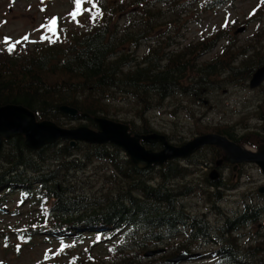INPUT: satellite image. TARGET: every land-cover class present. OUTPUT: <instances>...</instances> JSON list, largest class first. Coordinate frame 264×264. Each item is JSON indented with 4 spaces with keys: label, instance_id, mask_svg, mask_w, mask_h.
<instances>
[{
    "label": "trees",
    "instance_id": "obj_1",
    "mask_svg": "<svg viewBox=\"0 0 264 264\" xmlns=\"http://www.w3.org/2000/svg\"><path fill=\"white\" fill-rule=\"evenodd\" d=\"M104 1L99 0L102 15L95 22L87 19L75 31L63 26L57 31L58 39L51 33V40L29 53L26 44L12 52L9 44L0 48V107L20 104L38 120L65 126V117L73 119L61 109L68 105L78 110L75 119L87 120V126L96 127V117H108L128 124L133 134L162 133L171 143L181 145L186 140L178 130L167 133L157 129L145 113L171 104L175 105L174 115L188 103L207 107L216 92L232 86L249 87L254 72L264 65V31H257L247 41L238 40L230 30L232 26L236 32V18L198 41H188L181 33L201 20L190 17L198 8L214 10L226 1L115 0L111 9ZM256 9L253 16L259 11L261 16L264 1ZM121 11H126V16H121ZM120 17L124 19L120 21ZM221 40H226L222 46ZM219 45L220 51L212 54ZM142 47L145 50L140 52ZM207 54L211 56L207 58ZM262 91L264 84L258 89ZM177 96L180 100L171 103ZM123 100L136 103L141 125L120 115L114 102ZM255 109L256 118L264 122V96ZM186 110L188 118L196 119V110L183 108L181 112ZM205 115L204 110L195 120L203 123L197 122L191 133L212 130ZM219 123L213 133L242 145L257 147L256 140L264 134V123L244 134H238L236 123ZM146 145L162 148L160 142ZM113 147L57 141L33 150L23 135L4 140L0 205L10 193L20 192L22 201L38 204L42 214L31 227L17 231L20 239L32 243L33 236L41 234L47 239L51 235L60 241L82 242L99 236L105 241L108 258L101 262L106 264H177L170 258L204 246L209 261L193 262L198 255L185 264H264V236L245 232L257 224L264 226V194L259 188L243 191L237 211L227 212L222 203L229 190L239 188L242 182L230 176L211 180L210 171H205L216 167L225 156L223 149L206 145L187 158L141 168L126 155L124 158L119 147ZM98 160L107 162L108 167L92 169ZM231 165L225 160L220 172ZM98 174L106 175L94 189L96 184L92 185L89 177ZM179 179L189 181L181 183ZM197 190L206 195L210 219L193 213L186 202ZM161 244L167 246L166 253L144 260L152 245Z\"/></svg>",
    "mask_w": 264,
    "mask_h": 264
},
{
    "label": "rangeland",
    "instance_id": "obj_2",
    "mask_svg": "<svg viewBox=\"0 0 264 264\" xmlns=\"http://www.w3.org/2000/svg\"><path fill=\"white\" fill-rule=\"evenodd\" d=\"M263 1L264 0H233V2L226 3L224 6L214 10L201 11L200 8H198L199 12L195 15L191 14L190 17H192V19L200 17L201 20L190 23L188 28L181 30V33L187 36L188 41H198L204 37L206 38L207 35L220 28L224 23L231 22L236 18L239 29L237 28L238 30L236 29V32H234L233 27L230 26V30L237 36L238 40L247 41L257 31H264V13L261 16H258L259 11L253 16L254 12L257 11L256 8ZM103 3L106 8L111 9L112 4L116 5L117 1L105 0ZM97 6L101 11L100 2ZM83 7L91 8V5L85 3ZM74 9V0H0V48L6 46L8 43H15L17 40L24 42L22 38L27 35L29 37V40L26 41L29 44L28 53L31 52L37 45H42V43L37 42L47 41L41 40V36H50L51 33L48 32L46 28H41V25L46 24L53 17L57 18V31L61 30L63 28L62 26H67L72 31H75V29L84 25L87 19H91V13L85 12L73 20L69 14L73 12ZM126 13V11L120 12L121 16H126ZM249 18H251L250 22L246 23ZM123 19L124 18L122 17L119 18L120 21ZM244 26L247 28L243 29ZM37 29H39V31ZM33 41L37 44L33 43ZM224 43H226V40L220 41L221 46ZM220 45L217 48H214L212 54L220 51ZM144 50V47H142V49L140 48V52ZM210 56L211 54L206 55L207 58ZM263 96L264 91L258 92V89L232 86L225 92H216L213 94L212 99L209 102L210 105L207 107L188 103V106L186 107H179L178 113L174 115L171 111L175 105L171 104L169 107L166 106L158 110H151L145 113V116L159 130H166L167 133H170L172 129L178 130L184 136L186 141L201 135L197 133L193 134L190 131L191 129L196 131L198 127L197 122L199 125L203 123L202 121L195 120L203 115L204 110L206 112L205 120L210 122L209 125L212 130H214V126L221 124L219 121L226 123L232 122L236 123L235 129L238 134H244L253 131L257 125H263L264 122L255 116V108ZM180 98V96L172 98L171 103L174 102V99L178 102ZM114 103L119 107L118 112L121 116L135 119L137 124H142V121L136 114V103L134 101L123 100V102L117 101ZM183 108L196 110V119L193 120L192 118H188L187 113H189V111L186 110L181 112ZM85 123H88V121L82 118L70 119L65 117V126L63 127L74 128L85 125ZM88 126L91 127L90 125ZM91 128L97 130V127ZM212 130L207 131V133H213ZM260 137H258L260 139L257 138L258 140H256V144L259 146L254 147L246 144L242 145V147L250 151H261V149L264 148V134L260 135ZM72 141L74 140L67 139L64 142H70L71 144ZM109 146L113 147L111 144H109ZM84 148V151L87 150V147ZM205 152L206 150L204 153ZM120 153L124 158L125 155L127 157V154L123 150L120 151ZM224 153V155H227L225 151ZM185 165L188 167L191 166L190 163H185ZM106 167H108L107 162L98 160L92 169H105ZM231 168H233L232 165L226 166L222 169V178L226 180L229 176L230 178L237 177L242 182V185L237 189L229 190L227 198L222 203V208L227 212L234 213L240 207L239 202L242 199L243 191L255 192L259 186L264 185V172L254 163H245L242 166L239 165L235 170L233 168L234 171H232ZM205 171L209 172L211 171V168L208 170L205 169ZM97 173H102V171L97 169ZM105 175L106 174H104V177ZM101 176L102 174H98V176L92 175L89 177L91 184H96L94 189L101 186V183L104 180V177L102 178ZM81 177L82 175H79V178ZM177 181L188 183L189 179L184 180L183 182L181 179ZM191 196L192 197L186 199V202L192 205L193 213L198 212L199 214L209 215L210 219L212 214L209 211L210 207L205 204L206 195H204L203 190H197ZM7 199L8 202L0 205V264H64L68 263L70 258L75 254L81 256L83 258L82 261L95 258V264L99 262L101 264H106V262H101L102 259L108 258L103 252L104 247L93 243V240L90 238L86 239L84 244L78 245V247L69 246L67 244L68 247H66L63 252H59L62 244L59 240H57L58 242L56 240L48 241L45 240V238H42V235L38 234L35 244L31 245L29 249L22 245L23 248L18 250L19 235L14 232V230L18 227H24L27 224H31L34 220H38L39 210L37 205L33 208L27 202L22 203V205L18 204V194L9 195ZM17 206H19V213L14 214L13 210L16 209ZM245 232H247L248 235L257 236L260 234L264 236V226L257 224ZM157 248H167V246L164 244L152 245L149 250ZM207 249L208 248L204 246L202 248H195L188 253L197 254L199 256L201 255L199 259L193 262L209 261L210 258L204 256ZM46 251L48 255L47 259H45ZM187 262H189V260L183 261L179 264Z\"/></svg>",
    "mask_w": 264,
    "mask_h": 264
},
{
    "label": "water",
    "instance_id": "obj_3",
    "mask_svg": "<svg viewBox=\"0 0 264 264\" xmlns=\"http://www.w3.org/2000/svg\"><path fill=\"white\" fill-rule=\"evenodd\" d=\"M264 83V65L258 67L252 75L249 85L252 89L260 87ZM61 109L72 117L78 114L76 108L63 105ZM97 130L86 125L66 128L55 121H39L33 111L20 104H7L0 107V148L3 139H11L16 135L25 137L26 145L31 149H40L43 146L61 139H73L72 145L77 141L89 143H112L125 150L135 164L152 165L164 164L168 160L184 158L196 152L203 146L215 145L226 152L224 159L218 161L220 166L224 160L232 164L255 163L264 172V148L261 151L244 149L225 135L218 133H206L196 136L181 145L172 144L164 134L150 133L146 135L132 134L129 125L113 119L99 116L95 118ZM162 144L161 150L147 148L145 143ZM217 168L210 172L212 180L219 179ZM264 193V186L260 187ZM164 249L148 251L145 256L151 257L161 253ZM192 255L182 253L171 261L179 263L188 260Z\"/></svg>",
    "mask_w": 264,
    "mask_h": 264
},
{
    "label": "snow or ice",
    "instance_id": "obj_4",
    "mask_svg": "<svg viewBox=\"0 0 264 264\" xmlns=\"http://www.w3.org/2000/svg\"><path fill=\"white\" fill-rule=\"evenodd\" d=\"M74 3H75V9L73 12H71L69 14L73 20H75L78 16L84 14L85 12L91 13V20L93 22H95L96 19L100 15H102V13L100 12V10L97 6L99 3V0H74ZM85 3L90 4L91 8H84L83 6L85 5ZM41 28H46L48 32L52 33L53 35H56L57 39L59 38V36L57 34L58 22H57L56 17L51 18L46 24L41 25ZM37 30L39 31V29H37ZM22 40L24 42H26L29 40V37L27 35H25L22 38ZM41 40H51V37L48 35H42ZM6 42H7V38H6ZM21 43H22L21 40H17V41H15V43L9 44L8 51L12 52L16 48V45L21 44ZM33 43H35V41H33ZM100 239H101V237L97 236V241H99ZM66 247H68V245H65L62 243L61 248L59 249V252H63ZM18 250H19V248H18ZM48 251H50V250H48ZM47 258H48V255H47V251H46L45 259H47Z\"/></svg>",
    "mask_w": 264,
    "mask_h": 264
},
{
    "label": "bare ground",
    "instance_id": "obj_5",
    "mask_svg": "<svg viewBox=\"0 0 264 264\" xmlns=\"http://www.w3.org/2000/svg\"><path fill=\"white\" fill-rule=\"evenodd\" d=\"M141 166L143 165V164H140Z\"/></svg>",
    "mask_w": 264,
    "mask_h": 264
}]
</instances>
